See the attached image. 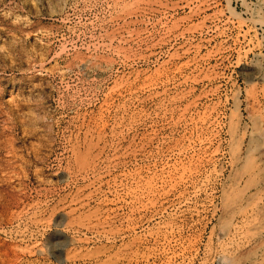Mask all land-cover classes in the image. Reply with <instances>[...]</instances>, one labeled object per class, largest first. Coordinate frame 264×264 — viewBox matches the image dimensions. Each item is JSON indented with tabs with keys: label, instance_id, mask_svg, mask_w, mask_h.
Instances as JSON below:
<instances>
[{
	"label": "rangeland",
	"instance_id": "obj_1",
	"mask_svg": "<svg viewBox=\"0 0 264 264\" xmlns=\"http://www.w3.org/2000/svg\"><path fill=\"white\" fill-rule=\"evenodd\" d=\"M0 264H264V0H0Z\"/></svg>",
	"mask_w": 264,
	"mask_h": 264
},
{
	"label": "bare ground",
	"instance_id": "obj_2",
	"mask_svg": "<svg viewBox=\"0 0 264 264\" xmlns=\"http://www.w3.org/2000/svg\"><path fill=\"white\" fill-rule=\"evenodd\" d=\"M15 199V198H14Z\"/></svg>",
	"mask_w": 264,
	"mask_h": 264
}]
</instances>
